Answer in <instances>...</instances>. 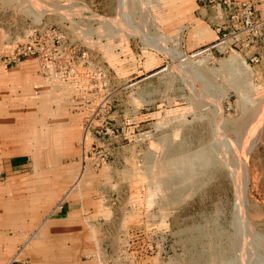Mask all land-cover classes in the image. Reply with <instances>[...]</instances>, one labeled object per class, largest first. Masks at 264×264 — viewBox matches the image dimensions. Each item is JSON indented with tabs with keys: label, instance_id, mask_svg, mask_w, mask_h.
Masks as SVG:
<instances>
[{
	"label": "rangeland",
	"instance_id": "obj_1",
	"mask_svg": "<svg viewBox=\"0 0 264 264\" xmlns=\"http://www.w3.org/2000/svg\"><path fill=\"white\" fill-rule=\"evenodd\" d=\"M199 1L0 0V153L35 162L31 179H6L0 167V226L7 208L42 211L28 225L14 214L13 230L36 228L58 202L104 210L78 212L29 242L14 231L0 264H37L29 263L37 256L41 264H264V64L250 65L240 50H188L184 28ZM57 26L107 67L99 92L46 83L35 57L5 61ZM43 96L46 111L77 129L62 155ZM40 116L46 161L36 166ZM57 121L54 134L64 135L69 125ZM58 158L61 168H47ZM52 238L57 249H32Z\"/></svg>",
	"mask_w": 264,
	"mask_h": 264
},
{
	"label": "built area",
	"instance_id": "obj_2",
	"mask_svg": "<svg viewBox=\"0 0 264 264\" xmlns=\"http://www.w3.org/2000/svg\"><path fill=\"white\" fill-rule=\"evenodd\" d=\"M206 1L212 5H222L224 10L222 21L217 25L220 30L218 38L198 52L214 49L231 54L234 50L252 49L264 43V14L257 8V0ZM30 57L38 59L40 74L48 81L82 90L87 88L94 93L106 84L107 67L99 62L94 63L95 59L81 45L68 41L62 27H43L31 42L19 46L5 61L17 62ZM250 62L260 63V55L253 52ZM88 131L90 133L87 125L81 144L89 135Z\"/></svg>",
	"mask_w": 264,
	"mask_h": 264
},
{
	"label": "crops",
	"instance_id": "obj_3",
	"mask_svg": "<svg viewBox=\"0 0 264 264\" xmlns=\"http://www.w3.org/2000/svg\"><path fill=\"white\" fill-rule=\"evenodd\" d=\"M199 1V3H197V12H196V16L189 19L187 21V25L184 28V41H185V47L188 50H197L201 47H205L209 44H211L212 42H214L220 33V30L218 28V24L222 21V15H223V6L222 5H212V4H208L206 2V0ZM259 7H264V0H257V8ZM262 13V12H261ZM263 14V13H262ZM241 52H243L246 55V61H250V57L252 55L253 52H257L260 57H261V62L258 64L255 63H251L250 65L253 64L254 66H258V65H262L264 64V43L261 44L258 47H254L252 49H243L240 50ZM37 72L39 73V76L44 79V81L47 83L48 80L45 79V77L40 74L39 68L37 70ZM51 82H56V81H50ZM57 83V82H56ZM64 84V83H63ZM67 86H70V88L72 89L71 85L65 84ZM43 87V85H42ZM40 89L35 90L36 93L39 92ZM43 90L45 91V95L47 93V95H52L54 97V99H57L56 97L57 94H55V92L53 93L52 91V87L47 88V87H43ZM42 92V90H40ZM52 93V94H50ZM48 96L46 97V99L49 98ZM53 98V97H52ZM44 96L40 99V101L42 102V109L43 114L45 115V113L49 114L52 113V120L53 123H51L50 125H47L48 129L52 128V130H49V132L51 131V133L53 134L52 137H54V139L52 140L53 143H55L56 146H58L56 149L58 151H60V155H62L66 150L62 149V145L65 143L66 145L69 144V140L72 138L73 132L77 131L76 128H72L70 127L69 123L67 124V116L66 114H62L60 112H56L55 110L51 111H46V107L45 106V101L44 100ZM49 109V108H48ZM57 113V114H56ZM56 114V115H54ZM71 116V115H70ZM47 118V117H46ZM83 118V117H82ZM45 116H40V118L38 119V121L42 122V124H40V126L42 128L37 127V129L34 128V130H36L33 135H34V139L35 141L38 143V147L39 150L42 151V154L40 153L39 155L41 156L42 159V163H40L38 161V163H36V166H43L45 165L44 162L46 161L45 159V155H44V150H45V141H46V137H45ZM55 119H61L64 120V125H69V127L64 126L63 131H64V135H55L58 133L57 129L59 130L60 128V123L57 121L55 122ZM48 120V119H47ZM57 128V129H56ZM55 133V134H54ZM32 138H28L26 139V143L29 142L30 140H33V136H31ZM39 140V141H38ZM34 141V142H35ZM52 143V145H53ZM54 145V146H55ZM75 148L77 151V154L79 152V147H78V141L75 142ZM61 148V149H60ZM71 148V144L70 147ZM55 150V148H53V151ZM72 151V150H71ZM67 152V151H66ZM76 154L75 157H77L78 155ZM1 155V153H0ZM66 155L64 154L63 159ZM62 158H58L57 160H53V164H51V161H47V168H51V167H59L61 168L64 164H61ZM50 163V164H49ZM0 167H2V169L4 170V172L6 173V179H11L12 181L15 179V177H21V176H29L28 179H31L32 176H34V167H35V162H33V160L31 161V159H29L28 157H9V156H5V155H1L0 158ZM27 171V172H25ZM44 171V170H43ZM53 178V177H52ZM38 189V187H37ZM40 200H43L40 199ZM101 199H97V200H92L89 203L91 204H95L98 205L99 203H101L100 201ZM64 205H62V202H58L56 205H53L52 208H50L49 212L41 219V221L39 222L38 226L34 229H30V228H26L27 226L22 223V225L19 227V229L17 230H13L14 228H12V224H10L11 220L10 218L13 217L14 214L20 215L21 217H27L26 219V224L28 225L30 223L29 221V217H37L36 215H40V213L42 212L41 210H35L36 213L31 212H26V209H22L20 212L19 210H14L11 208H7L5 210L4 215V221L3 226H0V232H2V236L0 238V245L3 249L8 248L9 246H11L12 243V233L15 231L16 233H20L19 236L23 238L24 236V240L26 242H29L30 240H32L33 238L35 239L36 237H34V234H36V236H38L40 234V231L43 230L44 228H56V233L58 232V230H60L62 228L61 226V221L63 220L65 221H75L76 217H78V212H80V214L82 215H92V216H96L98 218H100V216H103L104 214V210L102 209H96L95 207L93 209L89 208L88 210H84V207L82 209V207L80 208V210H76L74 208L71 207V204L68 203L67 208H65V210H63ZM16 212V213H15ZM36 214V215H35ZM74 217V218H73ZM86 219V218H85ZM96 221H98V219H96ZM50 222V223H49ZM95 222V221H94ZM48 224V225H46ZM46 225V226H45ZM56 225V226H55ZM26 226V227H25ZM69 226V225H68ZM43 228V229H42ZM10 232V233H9ZM25 232V233H23ZM26 234V235H25ZM31 234V235H30ZM60 242H55V240L52 239H47V240H39L36 242V246H33L32 249L36 248V253L38 252L39 254H41L42 250L46 247H59L60 246ZM96 245V242H94ZM91 244V242H90ZM94 244H92V246H95ZM90 246V245H89ZM97 246V245H96ZM38 248V250H37ZM31 249V250H32ZM59 251L56 250L57 254H54L52 257L56 258L58 257V255L60 256V254H58ZM43 257L41 256H37L35 260H30L29 263H37V264H41L44 261L42 260ZM76 257L73 256L69 259H64L61 262H72L75 261ZM48 262H52L55 263V260H46ZM56 264V263H55Z\"/></svg>",
	"mask_w": 264,
	"mask_h": 264
},
{
	"label": "bare ground",
	"instance_id": "obj_4",
	"mask_svg": "<svg viewBox=\"0 0 264 264\" xmlns=\"http://www.w3.org/2000/svg\"><path fill=\"white\" fill-rule=\"evenodd\" d=\"M246 229V228H245Z\"/></svg>",
	"mask_w": 264,
	"mask_h": 264
}]
</instances>
